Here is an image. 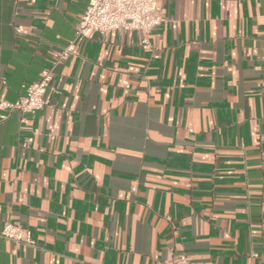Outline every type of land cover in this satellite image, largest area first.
Masks as SVG:
<instances>
[{"label": "crops", "instance_id": "0c3cea01", "mask_svg": "<svg viewBox=\"0 0 264 264\" xmlns=\"http://www.w3.org/2000/svg\"><path fill=\"white\" fill-rule=\"evenodd\" d=\"M87 2L0 0V99L74 45L47 106L0 109V227L34 239L0 264H264V0H159L148 47L76 38Z\"/></svg>", "mask_w": 264, "mask_h": 264}, {"label": "built area", "instance_id": "2783aa9c", "mask_svg": "<svg viewBox=\"0 0 264 264\" xmlns=\"http://www.w3.org/2000/svg\"><path fill=\"white\" fill-rule=\"evenodd\" d=\"M164 21L165 16L159 0H88L74 30L76 38H90L95 33L105 34L114 30H139L144 35L143 46L148 47L147 34ZM73 50V42H69L61 49L55 63L40 71L36 81L22 85V93L17 99H0V109L34 114L47 106L49 100L46 97V89L52 80L55 66ZM262 59L264 60V55ZM6 116L7 113L1 115L2 118ZM0 236L15 244H34L30 228L10 221L1 224ZM172 264L198 263L192 260L188 253L179 252L172 255Z\"/></svg>", "mask_w": 264, "mask_h": 264}]
</instances>
